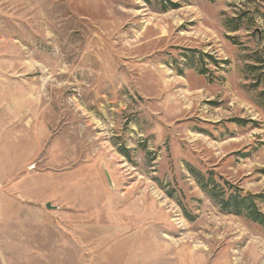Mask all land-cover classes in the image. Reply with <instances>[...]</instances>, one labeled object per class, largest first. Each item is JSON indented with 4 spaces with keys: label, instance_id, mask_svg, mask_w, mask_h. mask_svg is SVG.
<instances>
[{
    "label": "rangeland",
    "instance_id": "1",
    "mask_svg": "<svg viewBox=\"0 0 264 264\" xmlns=\"http://www.w3.org/2000/svg\"><path fill=\"white\" fill-rule=\"evenodd\" d=\"M0 171L26 264H264V0H0Z\"/></svg>",
    "mask_w": 264,
    "mask_h": 264
},
{
    "label": "crops",
    "instance_id": "2",
    "mask_svg": "<svg viewBox=\"0 0 264 264\" xmlns=\"http://www.w3.org/2000/svg\"><path fill=\"white\" fill-rule=\"evenodd\" d=\"M2 174L3 171H0V176ZM10 181L12 180H8L7 178L0 177V264H26L27 262H31V258H30L31 251L34 252L35 254V251H40L41 249L44 251V255L42 254L41 251L40 255H35L36 257L35 259H39V261L42 262L43 261L42 258L43 257L45 258L47 251H45L42 245H39V247H37L38 245L34 247L30 246V244H33V242H36L39 238L30 239L31 236L29 237V232H32V230L37 231L39 233V231L41 230V226L30 225L27 228L22 227L24 230H22V234H21L20 231L17 230L16 226H13V224H11V222H14L16 220V217L25 216L24 212H22L23 209L20 208L18 210L15 209V205H16L15 203H19V201L21 200L23 201L29 200L30 195H34V193L30 192L28 194L27 193L28 190H27L23 192V194L18 193L17 194L18 196L15 197V190H16L15 183L13 182V184L9 186ZM21 183L23 187L24 185H27L25 180L18 181V185H21ZM18 188L19 187H17V190H19ZM11 233L14 234L12 239L10 236ZM106 233H108L107 235L109 236V233L111 232L110 230L109 231L106 230ZM114 233L116 232L114 231ZM16 236L19 239H16L17 238ZM107 237L104 236V238L106 239ZM22 238L26 240H24L21 243H18ZM16 243H18L19 245H17ZM36 243L39 244L38 242ZM74 244H75L74 245L75 250L73 249L72 253L76 257V253H77L76 250H78V246L76 243ZM105 245L103 246V248L105 247ZM27 246H30L29 252H27ZM16 249L19 250V252H17ZM28 254L30 255L28 256ZM72 258L73 257H71V260ZM104 264H108V262Z\"/></svg>",
    "mask_w": 264,
    "mask_h": 264
},
{
    "label": "trees",
    "instance_id": "3",
    "mask_svg": "<svg viewBox=\"0 0 264 264\" xmlns=\"http://www.w3.org/2000/svg\"><path fill=\"white\" fill-rule=\"evenodd\" d=\"M218 199L219 206L223 212L235 215H243V213H246L245 215L250 220L264 226V218L258 212L254 200L251 198H242L239 194H232L227 198L223 195Z\"/></svg>",
    "mask_w": 264,
    "mask_h": 264
},
{
    "label": "water",
    "instance_id": "4",
    "mask_svg": "<svg viewBox=\"0 0 264 264\" xmlns=\"http://www.w3.org/2000/svg\"><path fill=\"white\" fill-rule=\"evenodd\" d=\"M46 208H47L48 210L55 209V208H52V206H51L50 204H47Z\"/></svg>",
    "mask_w": 264,
    "mask_h": 264
}]
</instances>
